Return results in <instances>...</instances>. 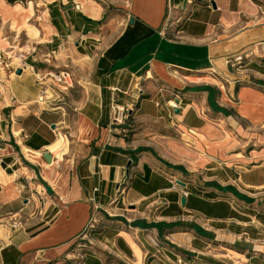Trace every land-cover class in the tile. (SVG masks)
Segmentation results:
<instances>
[{"label":"crops","instance_id":"1","mask_svg":"<svg viewBox=\"0 0 264 264\" xmlns=\"http://www.w3.org/2000/svg\"><path fill=\"white\" fill-rule=\"evenodd\" d=\"M0 264H264V0H0Z\"/></svg>","mask_w":264,"mask_h":264},{"label":"water","instance_id":"2","mask_svg":"<svg viewBox=\"0 0 264 264\" xmlns=\"http://www.w3.org/2000/svg\"><path fill=\"white\" fill-rule=\"evenodd\" d=\"M131 22V21H130ZM21 72H20V69H18V70H16L15 71V74L16 75H19ZM174 104H178V100L176 99L175 101H174ZM175 111H176V109H175ZM43 158H44V160L47 162V163H51V158H50V156L48 155V154H46V153H44L43 154ZM179 185H181L182 187L184 186V184L182 183V182H177ZM44 189H45V192H46V194L47 195H52V191H51V189H50V187H48V186H44ZM180 202H181V204L183 205L184 204V199L183 198H181V200H180Z\"/></svg>","mask_w":264,"mask_h":264},{"label":"built area","instance_id":"3","mask_svg":"<svg viewBox=\"0 0 264 264\" xmlns=\"http://www.w3.org/2000/svg\"><path fill=\"white\" fill-rule=\"evenodd\" d=\"M60 77H62V78L66 77L65 72H62V75ZM57 81H59V80H57ZM124 118H125V116L123 115V111L116 109V112L114 115V122L121 123L124 120ZM14 226H16V223L14 224Z\"/></svg>","mask_w":264,"mask_h":264},{"label":"rangeland","instance_id":"4","mask_svg":"<svg viewBox=\"0 0 264 264\" xmlns=\"http://www.w3.org/2000/svg\"><path fill=\"white\" fill-rule=\"evenodd\" d=\"M205 91H206V92L208 93V95H210V96H211V95L213 96V94H214V93L212 92V90H211L210 88H208V87L205 88ZM171 105H172V104H171Z\"/></svg>","mask_w":264,"mask_h":264}]
</instances>
